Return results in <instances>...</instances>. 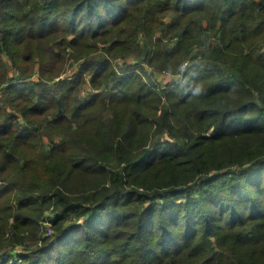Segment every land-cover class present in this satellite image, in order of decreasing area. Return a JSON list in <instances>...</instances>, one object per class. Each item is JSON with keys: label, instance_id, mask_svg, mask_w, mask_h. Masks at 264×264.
<instances>
[{"label": "trees", "instance_id": "1", "mask_svg": "<svg viewBox=\"0 0 264 264\" xmlns=\"http://www.w3.org/2000/svg\"><path fill=\"white\" fill-rule=\"evenodd\" d=\"M0 264H264V0H0Z\"/></svg>", "mask_w": 264, "mask_h": 264}, {"label": "rangeland", "instance_id": "2", "mask_svg": "<svg viewBox=\"0 0 264 264\" xmlns=\"http://www.w3.org/2000/svg\"><path fill=\"white\" fill-rule=\"evenodd\" d=\"M69 50H70V49H69ZM134 63H135V62H134L133 60H130V64H131V65L134 64ZM8 64H9V66H10V68H11L12 76H14L15 73H14V71L12 70V64H11V62H10L9 60H8ZM116 64L119 65V66L125 65L124 60L121 59V58L116 59ZM79 66H80V63H79V64L76 63V64L74 65V61H73V59H71V60L68 62V71H67L63 76L65 77V76H71V75H74V74L77 72V70L79 69ZM157 77H159V79H160V78L164 79L165 76L158 75ZM172 78H173V77H167L166 79H164V81H170V80H173Z\"/></svg>", "mask_w": 264, "mask_h": 264}, {"label": "built area", "instance_id": "3", "mask_svg": "<svg viewBox=\"0 0 264 264\" xmlns=\"http://www.w3.org/2000/svg\"><path fill=\"white\" fill-rule=\"evenodd\" d=\"M188 64H189L188 61L184 62L182 69L185 70L188 67ZM160 75L165 76L164 79H166L167 77H173L174 78V76L172 74H170L169 72H164V73H161ZM176 77H178V76H176ZM164 79H162V78L159 79V82L162 84L163 88H165L167 83H168V81H164Z\"/></svg>", "mask_w": 264, "mask_h": 264}]
</instances>
